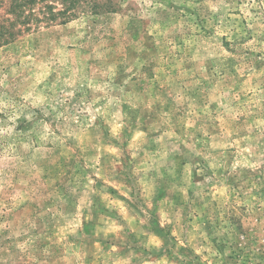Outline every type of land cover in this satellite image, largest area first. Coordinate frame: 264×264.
Here are the masks:
<instances>
[{
    "label": "rangeland",
    "instance_id": "obj_1",
    "mask_svg": "<svg viewBox=\"0 0 264 264\" xmlns=\"http://www.w3.org/2000/svg\"><path fill=\"white\" fill-rule=\"evenodd\" d=\"M88 1L0 0V264H264V0Z\"/></svg>",
    "mask_w": 264,
    "mask_h": 264
},
{
    "label": "trees",
    "instance_id": "obj_2",
    "mask_svg": "<svg viewBox=\"0 0 264 264\" xmlns=\"http://www.w3.org/2000/svg\"><path fill=\"white\" fill-rule=\"evenodd\" d=\"M35 1L36 0H16V2L13 4L14 8L12 11L17 13L19 19L21 20L23 16L27 19L22 21V23H28V21H30L32 18L34 20L39 19L36 18L35 9L32 7ZM76 2H80V0H63L65 9L55 11L52 6L45 5L44 8L40 10V12L43 14V17L55 19L60 15H65L68 9L75 6ZM88 3L93 4L94 6L97 5L95 0H89Z\"/></svg>",
    "mask_w": 264,
    "mask_h": 264
}]
</instances>
